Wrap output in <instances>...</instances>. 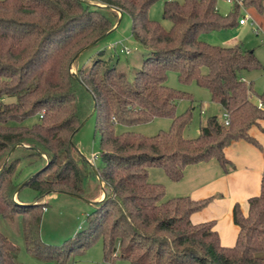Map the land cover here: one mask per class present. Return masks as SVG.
<instances>
[{
    "label": "trees",
    "instance_id": "16d2710c",
    "mask_svg": "<svg viewBox=\"0 0 264 264\" xmlns=\"http://www.w3.org/2000/svg\"><path fill=\"white\" fill-rule=\"evenodd\" d=\"M156 1L0 0V218L23 216L27 251L57 261L100 238L106 261L264 264V175L259 194L247 200V213L233 206L238 234L231 246L220 243L213 221L190 219L211 197L164 199V185L147 180L148 167H160L171 181H179L187 165L209 159L226 171L225 147L239 139L260 147L249 130L264 120V108L257 106L264 104V90L255 92L245 74L262 68L254 51L198 37L238 24V4L223 15L217 0H163L162 18L170 22L165 28L148 16ZM240 1L256 15L264 13V0ZM119 13L129 15L132 36L147 50L132 81L102 57L104 50L88 63L78 61L98 37L117 27ZM169 70L182 83L206 88L229 123L211 115L195 137L183 136L193 108L177 113L176 103L193 100L166 84ZM34 115V123L24 124ZM91 116L99 135L96 167L74 139ZM157 117L170 119L168 130L147 136L115 129ZM37 160L42 165L19 180ZM25 187L34 192L32 200L20 196ZM55 192L84 198L92 210L73 237L50 245L41 242L38 228L45 198ZM99 193L103 198L97 201ZM15 252L0 229V264H18Z\"/></svg>",
    "mask_w": 264,
    "mask_h": 264
},
{
    "label": "rangeland",
    "instance_id": "374dc122",
    "mask_svg": "<svg viewBox=\"0 0 264 264\" xmlns=\"http://www.w3.org/2000/svg\"><path fill=\"white\" fill-rule=\"evenodd\" d=\"M163 0L154 2L148 10V16L161 22L165 28L170 27V22L162 18ZM237 3L240 16H250L248 21L241 25L218 30L200 32V40L219 46H232L236 43L242 44L243 48L254 51L255 56L260 61L262 68L246 72L248 81L252 82L255 92L261 93L264 90V13L256 15L251 9H247L238 0L228 3L226 0H217L218 11L225 15ZM253 20L262 28L258 34L254 32ZM104 50L103 58L109 59L117 69L125 73L128 80L132 81L137 70L142 66L143 58L147 55V50L143 48L131 34V20L128 14H119L117 27L106 34L102 39L86 48L79 56V63H88L97 51ZM77 65L72 67V71ZM166 84L174 89L186 91L192 96V100L183 98L177 101V113L183 112L190 105L193 108L191 122L184 128L183 136L193 138L197 135L200 126L204 125L206 119L211 115H216L218 120H223V111L217 103L211 100L209 91L197 85L195 81L182 83L178 80L174 71L167 72ZM38 119L34 115L24 121V124L31 125ZM170 119L164 117L154 118L152 121L132 126L117 125L116 132L130 130L143 135L151 136L160 130H168ZM75 142L78 151L93 166L101 163L99 150V135L94 132V117H89L75 134ZM244 140V139H243ZM42 162L37 160L32 166L26 167L19 177L21 180L26 174L38 169ZM21 165L17 166L20 167ZM147 180L161 183L165 188L164 199L185 196L183 186H188V179L182 181H171L164 170L160 167H148ZM95 184H92V187ZM20 196L23 200L29 201L34 197V192L25 187ZM16 199V196H13ZM103 194L99 193L95 200H101ZM47 203L41 208V218L39 223V238L41 242L50 245H59L64 240L73 237L77 231L86 224V215L92 210V205L84 198L55 192L45 198ZM46 208V210L44 209ZM23 216L18 215L12 220L0 218V229L16 245L15 257L18 264H130L128 260L114 257L106 261L102 241L100 238L94 240L88 246L75 250L63 261L54 258H44L36 256L27 251L23 236ZM62 260V259H60Z\"/></svg>",
    "mask_w": 264,
    "mask_h": 264
},
{
    "label": "crops",
    "instance_id": "0c3cea01",
    "mask_svg": "<svg viewBox=\"0 0 264 264\" xmlns=\"http://www.w3.org/2000/svg\"><path fill=\"white\" fill-rule=\"evenodd\" d=\"M249 132L261 148L243 139L232 141L224 149L229 160L226 171L215 159H209L187 165L182 177L189 183L183 186L182 194L195 200L211 197L205 207L191 214V221H213L224 246L233 245L238 234V227L232 219L234 204H239L242 213L246 214L247 200L259 194L264 175V120L258 121V125L252 126Z\"/></svg>",
    "mask_w": 264,
    "mask_h": 264
},
{
    "label": "built area",
    "instance_id": "2783aa9c",
    "mask_svg": "<svg viewBox=\"0 0 264 264\" xmlns=\"http://www.w3.org/2000/svg\"><path fill=\"white\" fill-rule=\"evenodd\" d=\"M165 1H172V0H165ZM226 1H227L228 3H232L233 1H236V0H226ZM238 2L241 4V1H240V0H238ZM249 18H251V17H250V16H240V18L238 19V24H241V25H242V24H245V23L248 21ZM253 26H254V32H255L256 34H258V33L261 31V29H260V27L255 23L254 20H253ZM257 106L260 107V108H264V104H262L261 101H258ZM40 117H41V115H40ZM222 117H223L222 123H223L224 125H227V124L229 123V116H228V113H227V112H223ZM44 209L46 210L45 207H44Z\"/></svg>",
    "mask_w": 264,
    "mask_h": 264
},
{
    "label": "water",
    "instance_id": "95a60500",
    "mask_svg": "<svg viewBox=\"0 0 264 264\" xmlns=\"http://www.w3.org/2000/svg\"><path fill=\"white\" fill-rule=\"evenodd\" d=\"M120 14V13H119ZM106 34L101 35L100 37H98L91 45H93L94 43H96L98 40L102 39ZM9 155V154H8ZM70 194V193H68ZM73 195V194H70ZM75 196V195H74Z\"/></svg>",
    "mask_w": 264,
    "mask_h": 264
}]
</instances>
